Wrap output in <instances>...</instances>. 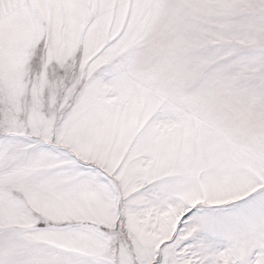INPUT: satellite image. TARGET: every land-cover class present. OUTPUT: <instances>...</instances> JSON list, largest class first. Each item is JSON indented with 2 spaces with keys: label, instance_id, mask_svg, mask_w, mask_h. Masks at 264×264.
I'll return each mask as SVG.
<instances>
[{
  "label": "snow or ice",
  "instance_id": "1",
  "mask_svg": "<svg viewBox=\"0 0 264 264\" xmlns=\"http://www.w3.org/2000/svg\"><path fill=\"white\" fill-rule=\"evenodd\" d=\"M0 264H264V0H0Z\"/></svg>",
  "mask_w": 264,
  "mask_h": 264
}]
</instances>
